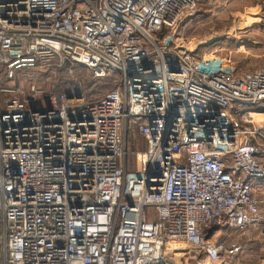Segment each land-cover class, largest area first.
<instances>
[{
  "label": "built area",
  "instance_id": "built-area-1",
  "mask_svg": "<svg viewBox=\"0 0 264 264\" xmlns=\"http://www.w3.org/2000/svg\"><path fill=\"white\" fill-rule=\"evenodd\" d=\"M224 1L0 0V264H177V245L215 264L214 228L264 226V67L229 74L180 39ZM53 61L110 91L24 93Z\"/></svg>",
  "mask_w": 264,
  "mask_h": 264
},
{
  "label": "rangeland",
  "instance_id": "rangeland-1",
  "mask_svg": "<svg viewBox=\"0 0 264 264\" xmlns=\"http://www.w3.org/2000/svg\"><path fill=\"white\" fill-rule=\"evenodd\" d=\"M179 31L180 39L196 45L205 61L229 74L264 67V0H226L202 7L198 15L181 26ZM5 82L2 79L1 84ZM17 84L24 93L35 85L47 95L79 96L88 102L102 99L111 89L108 80H96L87 68L71 66L67 61H53L28 72L21 76ZM12 85L8 83L6 86ZM46 105V97H41L35 107L44 109ZM131 151L138 153L144 151V147L130 144L128 152ZM209 238L224 240L228 244L227 252L215 264H264V226L249 230L244 235L216 227ZM237 245L241 249L233 253ZM175 247L182 251L179 257H175L177 264H203L204 256L190 254L189 249L182 245Z\"/></svg>",
  "mask_w": 264,
  "mask_h": 264
},
{
  "label": "bare ground",
  "instance_id": "bare-ground-1",
  "mask_svg": "<svg viewBox=\"0 0 264 264\" xmlns=\"http://www.w3.org/2000/svg\"><path fill=\"white\" fill-rule=\"evenodd\" d=\"M252 117L254 118V119H256V121H262V120H264V117L262 116V115H252ZM258 119V120H257Z\"/></svg>",
  "mask_w": 264,
  "mask_h": 264
},
{
  "label": "trees",
  "instance_id": "trees-1",
  "mask_svg": "<svg viewBox=\"0 0 264 264\" xmlns=\"http://www.w3.org/2000/svg\"><path fill=\"white\" fill-rule=\"evenodd\" d=\"M109 81V80H108ZM99 100H101V99H99ZM95 101H98V100H95Z\"/></svg>",
  "mask_w": 264,
  "mask_h": 264
},
{
  "label": "crops",
  "instance_id": "crops-1",
  "mask_svg": "<svg viewBox=\"0 0 264 264\" xmlns=\"http://www.w3.org/2000/svg\"><path fill=\"white\" fill-rule=\"evenodd\" d=\"M237 246H239V245H237Z\"/></svg>",
  "mask_w": 264,
  "mask_h": 264
}]
</instances>
